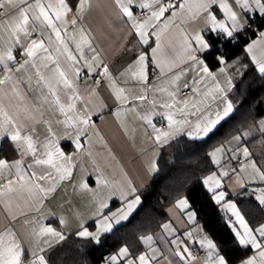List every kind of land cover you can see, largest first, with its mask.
Listing matches in <instances>:
<instances>
[{
	"label": "snow or ice",
	"instance_id": "6c2138e0",
	"mask_svg": "<svg viewBox=\"0 0 264 264\" xmlns=\"http://www.w3.org/2000/svg\"><path fill=\"white\" fill-rule=\"evenodd\" d=\"M93 7L94 0H0V204L10 221L0 229V264H75L73 253L82 256L88 245H101L133 218L143 190L157 181L166 151H194L235 115L230 96L238 89L247 93L249 76L264 82V0H107V24L120 28L126 57L115 73L85 23ZM242 36L248 39L243 56L230 58L219 47L212 55L214 43H239ZM93 74L100 79H93L85 93L90 99L84 100L78 82ZM102 85L107 97L101 96ZM29 98L35 101L31 106ZM13 99L19 101L13 107L23 108L15 116L4 103ZM45 105L63 116L57 122L64 131L49 127L50 137L38 148L34 116H42ZM106 111L126 134L122 114L131 112L140 121L147 142L141 154H151L140 186L126 170L122 179L107 174L86 147L100 135L93 117L102 120ZM253 144L264 148V114L206 154L214 170L201 181L230 213L225 226L245 253L237 264H264V223L251 224L238 207L252 200L264 210V153H254ZM177 162L175 153L166 160L173 169ZM58 190L65 198L49 207ZM173 210L179 229L172 220L164 222L156 237H136L142 251L123 243L103 264H197L191 250L196 244L207 253L201 264H232L198 225L187 195L166 214ZM69 240L75 242L66 247Z\"/></svg>",
	"mask_w": 264,
	"mask_h": 264
},
{
	"label": "trees",
	"instance_id": "16d2710c",
	"mask_svg": "<svg viewBox=\"0 0 264 264\" xmlns=\"http://www.w3.org/2000/svg\"><path fill=\"white\" fill-rule=\"evenodd\" d=\"M247 36L251 38L254 35L249 32ZM247 41L248 39L242 36L239 43H214L212 55L219 54L216 51L219 47V51L230 58L243 56L242 48ZM246 85V94L242 95L241 90L238 89L230 96L234 105H237L235 115L227 122H222L213 134H210L205 141L199 142L196 149L187 155L182 156V150L175 146L174 149L166 151L160 160L161 172L157 181L143 190L142 206L134 213L133 218L119 226L101 245H88L82 256L73 253L75 264H100L103 257L112 253L123 243L132 244L137 250H141L142 247L137 243L136 237L140 234L153 233L165 218L166 207L180 195L188 196L191 207L197 213V222L223 250L222 254L226 255L232 263L245 255L233 244L231 233L225 226L227 218L219 213V206L211 199V194L202 186L201 181L210 170H213L206 154L231 136L242 124L258 114H264V82L249 76ZM173 153L178 160L174 169L166 163ZM13 156L11 152L8 153V158ZM238 206L253 225H257L264 219L263 210L254 201H242L238 203ZM74 242L69 240L66 247ZM69 264L72 262L70 261Z\"/></svg>",
	"mask_w": 264,
	"mask_h": 264
},
{
	"label": "crops",
	"instance_id": "0c3cea01",
	"mask_svg": "<svg viewBox=\"0 0 264 264\" xmlns=\"http://www.w3.org/2000/svg\"><path fill=\"white\" fill-rule=\"evenodd\" d=\"M96 4H98L99 7L95 6ZM106 4H107V0H94L93 10L91 13H89L85 23L92 29L90 35L93 39V45L98 50L101 51L102 59L104 60L105 63L109 65L110 70H112L115 73V71L121 68L122 65L125 63L126 57H124L122 54L123 40H122V33L120 28L115 26L109 27L107 24L106 11H105ZM250 39H256V36H252ZM28 75H31V73L22 75L21 78L23 80H27ZM81 79H83L84 82L83 83L78 82V89L80 93L83 94L82 98L84 100H88L90 99V97L85 93L89 85L92 84V81L90 80V77H86L84 75H82ZM33 85H34V81H33ZM26 88H27L26 84L20 85V91L22 94L25 93ZM182 95H187V93L186 92L182 93ZM101 96L104 97L108 96V92L105 90L103 85L101 87ZM34 102H35L34 100L29 98L28 100L29 106H31V104ZM4 103L6 110H8L10 114H12L13 116H15L18 111L21 113L23 112L22 107L19 109L13 107L14 105L19 103V101L15 99L11 101V105H9L8 100H5ZM95 103L98 105L100 101L96 100ZM77 104L79 106V101L77 102ZM213 106L215 107V105ZM41 111L43 112L42 116L39 113H36L34 116V119L39 121V123L35 124L36 132L33 133L34 139L38 138V145H37L38 148L40 143L43 142V140L45 139V137H50L51 134L48 132L49 127H51L52 130L55 131L57 134H60L64 131L62 125L58 124L57 122L58 120H62L63 116L60 115L59 111L55 107H49L48 105H45L41 109ZM94 111L98 112L99 111L98 107L94 108ZM93 119L100 133L99 136H93V142L91 145H86V147L91 148L93 153V158L98 162L101 168H104L106 170L107 174H115L116 178L122 179L123 177L120 175L121 169L126 170L129 176H131L132 179L137 183V185L140 186V181L145 176L144 161L149 159L151 154L147 153L144 154L143 156L141 154V149L147 146V142L143 134V131L140 127L139 119L136 116H134L131 112L122 114L121 121H123L126 126L127 134L122 129L121 123L118 122L111 115V113H108L107 111L104 113V119L101 120L97 116H94ZM230 137L231 136L226 138L221 143H225ZM60 143L65 150L69 149V145L66 141L61 140ZM221 143L217 144L216 146H219ZM105 145H107V148L105 147ZM250 147L252 148V151L257 155L264 153V148L260 147L259 145L253 144L250 145ZM108 149L111 150V155H109ZM14 158L15 156L8 159L11 160ZM208 174L209 173H207L206 175ZM68 191L70 192L71 190L68 189ZM53 195L55 196V199L50 200L48 202L49 207H54L57 204L61 203L65 198L66 193L62 190H58ZM173 204L174 202L166 207L165 213H168V209L172 208ZM21 206H23V204ZM116 207H118V204L114 203L112 205V208L115 209ZM219 208L220 210L223 211V213L221 214L223 217L227 218L228 215H230V213H227L226 210H224L220 206ZM13 210L17 211V209L15 208ZM178 215L179 213L176 210H173V213L165 215V218L163 219L161 224L169 220H172L173 226L179 229L180 228L179 223L176 221V217ZM9 223H10L9 218L6 216L4 212V206L3 204H0V229H3L4 226L8 225ZM259 223H264V219ZM198 225L202 227L199 222ZM17 229L20 232L24 230L20 225H17ZM160 233H161V229L160 227H158L157 229H155L153 233L150 234H153L154 237H156V234H160ZM204 233L207 234L209 238H211V236L205 230ZM157 246L163 247V242L157 240ZM142 250L143 248H141V251ZM191 250L193 251V255H195V251H201L203 249H201L199 245L196 244L192 246ZM206 255H207L206 251L203 256L195 255L197 257V264H201L202 260L206 257ZM237 262L238 260L233 262L232 264H237ZM100 264H103V261Z\"/></svg>",
	"mask_w": 264,
	"mask_h": 264
},
{
	"label": "built area",
	"instance_id": "2783aa9c",
	"mask_svg": "<svg viewBox=\"0 0 264 264\" xmlns=\"http://www.w3.org/2000/svg\"><path fill=\"white\" fill-rule=\"evenodd\" d=\"M93 79L99 80L100 77L95 76V74H93L92 76H90V80L93 81ZM83 82H84L83 79H81V80H80V83H83ZM219 213L222 214L223 211L220 210ZM204 254H205V250L195 251V255H197V256H203Z\"/></svg>",
	"mask_w": 264,
	"mask_h": 264
}]
</instances>
